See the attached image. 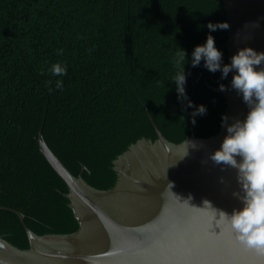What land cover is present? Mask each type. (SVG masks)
<instances>
[{
    "label": "water",
    "instance_id": "water-1",
    "mask_svg": "<svg viewBox=\"0 0 264 264\" xmlns=\"http://www.w3.org/2000/svg\"><path fill=\"white\" fill-rule=\"evenodd\" d=\"M169 11L172 31L186 46L187 99L176 90L174 115L163 119L138 98L148 123L119 150L89 162L54 153L37 132L52 202L39 209L0 205V264H264L227 222L216 225L220 211L243 209L244 193L238 170L210 159L227 125L244 121L250 107L231 86L235 70L222 79L203 60L191 65L209 34L222 64L239 49L264 52V0H169ZM209 22L230 27L210 32ZM126 29L128 35V0ZM189 101L206 113L193 117Z\"/></svg>",
    "mask_w": 264,
    "mask_h": 264
},
{
    "label": "trees",
    "instance_id": "trees-1",
    "mask_svg": "<svg viewBox=\"0 0 264 264\" xmlns=\"http://www.w3.org/2000/svg\"><path fill=\"white\" fill-rule=\"evenodd\" d=\"M128 22L127 35L126 0H0V205L52 202L37 132L54 153L89 162L148 123L139 99L174 115L186 46L169 0H128ZM57 63L66 75H52Z\"/></svg>",
    "mask_w": 264,
    "mask_h": 264
},
{
    "label": "clouds",
    "instance_id": "clouds-1",
    "mask_svg": "<svg viewBox=\"0 0 264 264\" xmlns=\"http://www.w3.org/2000/svg\"><path fill=\"white\" fill-rule=\"evenodd\" d=\"M229 27L227 22L207 24L210 32L217 29L228 30ZM177 57L175 64L180 70L173 81L176 84L178 99H187L184 88L186 84L184 66L188 62L186 52L180 49ZM201 60L210 72L220 71L222 79H226L228 74L235 70L231 86L242 94L243 101L250 107L244 121L237 120L227 125V135L221 147L210 157L217 164H226L238 170V180L244 193L239 197L244 204L243 209L234 210L230 216L220 211L216 225L219 227L220 223L227 222L241 245L264 255V68L256 70L254 67L264 64V52L257 53L252 48L239 49L231 57L230 64H222V53L215 47L214 37L209 34L205 44L194 48L192 67H198ZM50 71L53 76L67 74L66 67L59 63L53 65ZM40 74L43 75V71ZM48 84L51 85V81H48ZM219 87L221 91L226 90L223 84ZM56 88H63L62 80L56 81ZM49 90L51 91V88ZM188 106L195 107L193 117L206 113L203 105L196 107L189 101ZM227 119L226 116L222 117V125L227 124ZM192 122L194 124L195 119ZM236 157L242 159L238 162ZM168 187L171 189L173 185L170 183ZM191 199L189 196L188 200ZM204 204L211 208L208 201H204Z\"/></svg>",
    "mask_w": 264,
    "mask_h": 264
}]
</instances>
